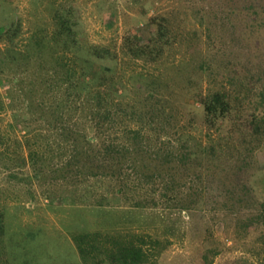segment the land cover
Returning <instances> with one entry per match:
<instances>
[{
    "label": "rangeland",
    "instance_id": "rangeland-1",
    "mask_svg": "<svg viewBox=\"0 0 264 264\" xmlns=\"http://www.w3.org/2000/svg\"><path fill=\"white\" fill-rule=\"evenodd\" d=\"M233 2L243 9L252 4L258 11L252 28L243 15L228 21L219 0H0V51L9 44L15 56L1 65L0 95L5 103L14 77L21 81L23 92L34 82L35 96L47 97L44 79L57 67L59 59L54 54L59 53L66 61L74 56L76 65L90 59L101 71L110 67L113 71L106 73L126 86L122 94L120 89L112 94L126 107V115L143 106L145 119L152 116L155 120L146 145L152 160L146 159L145 175L139 182L143 189L124 186L120 200L109 196L99 206L94 195L117 188L118 182H96L100 176L92 177L89 182L94 190L82 200L83 186L77 177L63 180L53 173L35 177L31 164L24 160L23 132L12 127L8 104H0V213L4 222L0 264H85L71 234L116 226L157 235L173 227L172 241L155 262L145 264H264V216H257L259 201L264 200V140L254 150L239 140L247 112L259 105L256 93L264 91V0ZM172 6H180L179 29L185 27L179 35L180 46L166 51L158 63L123 51L124 36L144 41L153 31L149 17ZM204 8L216 11L204 21L213 23L222 44L219 57L226 66L219 61L225 73L235 69L229 71L248 83L249 76L254 77V86L249 85L254 91L221 132L205 128L196 94L209 79L199 66L206 42L203 26L194 16ZM93 45L107 47L112 59L92 60L87 50ZM223 82L227 89L235 87ZM260 107L264 111V104ZM165 135L172 139L175 155H190L187 166L174 162L180 166L167 172L162 167L165 158L157 160L159 138L167 139ZM162 146L166 149L167 145ZM137 182L129 181L130 185ZM168 182V195L174 200H161V189ZM138 197L154 198L156 203L134 207Z\"/></svg>",
    "mask_w": 264,
    "mask_h": 264
},
{
    "label": "trees",
    "instance_id": "trees-1",
    "mask_svg": "<svg viewBox=\"0 0 264 264\" xmlns=\"http://www.w3.org/2000/svg\"><path fill=\"white\" fill-rule=\"evenodd\" d=\"M219 1L224 6L223 12L228 21L234 22L243 15L249 21L248 26L252 28L255 15H259L252 4L248 9H243L233 6V0ZM178 7L180 6H172L169 10H161L150 16L149 23L153 26V31L144 41L133 35L124 36L123 51L134 58L155 63L162 61L166 51L181 45L179 35H183L180 33L185 27L179 29ZM215 13L212 8L197 9L194 13L203 26L206 42V52L199 66L209 78L208 85L196 94L203 123L208 131H220L226 122L233 119V115L241 112L245 100H248V94L254 91L253 75L249 76L248 83L229 71L235 69H227L225 73V62L219 57L222 44L214 33L213 23L204 21L207 16ZM12 47L8 44L0 51V72L3 61H12L15 58ZM87 52L92 60L112 59V52L107 47L93 45ZM54 56L56 60L59 59V63L44 79L43 93L47 94V97L35 96L38 89L34 82L23 92L21 81L16 77L11 79V86L6 90L7 103L0 95L2 107L8 104L11 111V120L14 122L12 127L18 126L23 132L21 145L26 149L24 160L31 164L34 176L41 177L46 173H53L63 180L77 177V182L83 186L79 193L82 200H86L94 190L89 182L90 178L100 176L96 182L106 179L117 181V188L109 187L106 192L94 195L98 200L96 205L99 206H103V200H100L109 199V196L120 200L124 194V186L131 187L130 190L133 191L143 189L139 182L145 175L146 159L152 160L153 153H148L146 145L150 141L148 132L155 124L154 117L146 120L143 106L132 109V114L126 115V107L112 96L119 89L121 94L125 92L126 86L118 79L115 81L113 74L106 73L113 71L110 67L101 71V68H94L93 64L89 63L90 59L85 60L87 64L76 65L73 64L74 56L68 57L67 61L66 56L62 54L57 53ZM223 81L235 87L227 89ZM256 97L259 99H256L255 103L262 106L264 91L259 90ZM259 105H252L247 112L242 124L244 129L239 136L240 143L250 145V150L261 146L264 140V111ZM152 108L157 110L154 105ZM128 119L134 123H130ZM166 138H159L161 145L157 150L162 153L158 151L156 154L159 156L157 160L165 158L162 167L170 172L180 166L177 164L181 162L183 166H187L190 155H175L172 139L167 136ZM187 142L182 141L184 145H187ZM163 144L167 145L168 152ZM158 171L159 167L155 168V172ZM131 175L133 178L129 179ZM79 176L83 179H79ZM133 180L138 182L130 185L129 181ZM169 183H165V187L161 189V200L162 197H165V200L171 199L168 195ZM261 185L264 193V175ZM259 202L261 209L257 216L263 217L264 200ZM155 203L154 198L147 200L138 197L135 198L134 207H150ZM3 232L4 222L0 213V234ZM173 235V227L166 228L164 234L157 235L116 226L105 231H76L71 234V239L85 264H145L157 260L168 242L172 241ZM261 235L264 238V230Z\"/></svg>",
    "mask_w": 264,
    "mask_h": 264
}]
</instances>
